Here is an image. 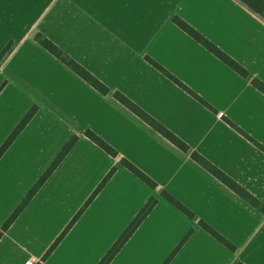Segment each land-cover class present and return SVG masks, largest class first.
Wrapping results in <instances>:
<instances>
[{"label": "crops", "instance_id": "obj_1", "mask_svg": "<svg viewBox=\"0 0 264 264\" xmlns=\"http://www.w3.org/2000/svg\"><path fill=\"white\" fill-rule=\"evenodd\" d=\"M175 17L248 78L185 33ZM37 34L109 94L39 45ZM10 42L0 63V146L32 107L38 111L0 160V230L67 142L74 136L79 141L5 232L0 264H99L151 198L156 206L110 264H164L192 229L170 264H264V212L193 159L198 154L264 206V94L253 85L264 84L263 17L240 0H0V52ZM116 93L188 151L121 104ZM124 160L157 187L125 168ZM113 168L112 179L43 260Z\"/></svg>", "mask_w": 264, "mask_h": 264}, {"label": "trees", "instance_id": "obj_2", "mask_svg": "<svg viewBox=\"0 0 264 264\" xmlns=\"http://www.w3.org/2000/svg\"><path fill=\"white\" fill-rule=\"evenodd\" d=\"M246 6H248L251 10L259 14L264 18V0H240ZM173 22L180 27L185 33L195 39L197 42L202 44L207 50H209L213 55L222 60L225 64L231 67L234 71H236L241 76L248 78V73L245 69H243L238 63H236L233 59H231L228 55L223 53L220 49H218L215 45L205 39L200 33H198L195 29L189 26L180 18L175 17ZM35 41L41 45L44 49L50 52L54 57L60 60L63 64L69 67L75 74L81 77L84 81L90 84L93 88H95L98 92L103 95L109 94V89L100 82L97 78H95L91 73H89L85 68H83L79 63L74 61L68 55H66L59 47H57L52 41L44 37L42 34H37L35 36ZM13 43L10 42L6 45V47L0 52V63L7 55L9 50L11 49ZM148 61L157 67L159 70L163 71V69L157 65L153 60L148 59ZM253 85L260 90L264 94V84L254 80ZM5 84L0 87V92L3 90ZM115 98L131 110L134 114L140 117L147 124L152 126L157 132L162 134L165 138L179 147L181 150L187 152L188 147L182 141H180L175 135L167 131L164 127H162L159 123L149 117L146 113H144L139 107L133 104L129 99L120 93H116ZM38 111V107H32L28 113L23 117V119L19 122L13 132L9 135L3 145L0 147V160L3 155L7 152V150L11 147V145L15 142V140L19 137L21 132L26 128L29 122L33 119ZM86 137L93 141L96 145L102 148L106 153L113 157H117L116 151L109 146L105 141H103L100 137L92 133L91 131H87L85 133ZM79 141L78 136L72 137L67 144L63 147L51 165L47 168V170L42 174L39 180L33 185L30 191L27 193L25 198L20 202L8 220L3 224L0 230V240L3 238L5 232L13 225L19 215L24 211L27 205L31 202V200L35 197L38 191L43 187V185L47 182V180L51 177V175L55 172L57 167L61 164V162L65 159V157L69 154V152L73 149L76 143ZM193 159L198 162L201 166H203L206 170H208L213 176L222 181L225 185L235 191L239 196L249 202L252 206L259 209L261 212H264V206L259 203L255 198H253L249 193H247L244 189L236 185L231 179H229L226 175H224L221 171H219L216 167L211 165L205 159H203L198 154H193ZM123 166L127 168L134 175L143 180L147 185L152 188H156L157 185L144 173H142L137 167L132 165L127 161L122 162ZM116 172V168H113L106 177L100 182L97 189L91 195V197L87 200L84 206L80 209V211L76 214L70 224L66 227V229L62 232V234L57 238L54 244L50 247V249L45 254L43 260H46L52 252L57 248V246L61 243V241L65 238L67 233L71 230L73 225L79 220V218L83 215L86 209L90 206L93 200L97 197V195L103 190V188L108 184V182L112 179ZM163 198H165L169 203H171L174 207L184 213L191 219H195V215L186 208L181 202L175 199L173 196L168 194L167 192L162 193ZM157 204L156 198H151L145 206L139 211L133 221L129 224V226L125 229V231L121 234L119 239L113 244L110 250L107 252L105 257L101 260L99 264H110L115 256L120 252L123 246L127 243V241L131 238V236L135 233V231L139 228L141 223L147 218L150 212L154 209ZM199 226L205 230L209 235H211L214 239H216L219 243L224 245L227 249L232 252L236 251L235 246L230 243L227 239H225L221 234L215 231L212 227L207 225L203 221H199ZM194 230H190L188 234L184 237L181 243L177 246L175 251L171 254V256L164 262V264H170L173 258L177 255V253L183 248L189 238L193 235ZM237 264H244L242 262H238Z\"/></svg>", "mask_w": 264, "mask_h": 264}, {"label": "rangeland", "instance_id": "obj_3", "mask_svg": "<svg viewBox=\"0 0 264 264\" xmlns=\"http://www.w3.org/2000/svg\"><path fill=\"white\" fill-rule=\"evenodd\" d=\"M0 87H1V86H0ZM27 113H28V112H27ZM27 113H26V114H27ZM5 141H6V140H4L3 143H4ZM3 143L1 144V146L3 145ZM1 146H0V147H1ZM7 220H8V219H7Z\"/></svg>", "mask_w": 264, "mask_h": 264}]
</instances>
